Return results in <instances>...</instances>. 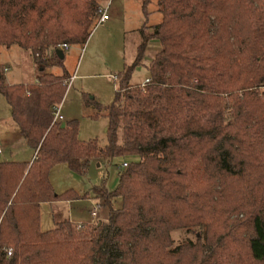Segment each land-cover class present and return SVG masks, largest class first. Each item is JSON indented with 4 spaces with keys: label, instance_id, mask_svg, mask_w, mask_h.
<instances>
[{
    "label": "trees",
    "instance_id": "trees-1",
    "mask_svg": "<svg viewBox=\"0 0 264 264\" xmlns=\"http://www.w3.org/2000/svg\"><path fill=\"white\" fill-rule=\"evenodd\" d=\"M106 2L0 0V49L30 51L38 68L9 86L0 62V95L35 151L0 163V264H264V0H158L113 103L86 101L108 119L100 147L77 121L54 122L69 76L46 70L63 67L59 45L87 42ZM151 42L149 82L131 85ZM92 160L127 162L115 190L92 188L104 216L42 231V204L87 198L56 194L50 171L83 176ZM174 231L194 240L175 245Z\"/></svg>",
    "mask_w": 264,
    "mask_h": 264
},
{
    "label": "rangeland",
    "instance_id": "rangeland-1",
    "mask_svg": "<svg viewBox=\"0 0 264 264\" xmlns=\"http://www.w3.org/2000/svg\"><path fill=\"white\" fill-rule=\"evenodd\" d=\"M143 1L111 0L110 6L115 10L114 13H112V9L108 11L111 21L96 24L84 45H72L68 51L64 52L63 67L52 66L46 70L54 75L67 74L69 76L67 84L73 78L70 85L67 86L61 103L60 115L65 121L75 120L78 122V139L82 142L96 141L100 147L107 144L108 119L105 117V111H97L94 104L86 105V101L91 102L90 99H94L102 108L113 103L118 90L113 78H116L125 65L132 62L136 46L141 41L140 30L144 26H154L161 21V15L157 11L158 0H150L147 7L148 17L144 14ZM104 5L105 3L102 4V7ZM109 25L111 27H108ZM156 50L155 42H151L146 49L145 56L149 57V54ZM0 62L5 68L3 72L7 84L11 82L35 83L38 68L32 52L25 51L18 46L2 47ZM146 78H148V70L143 65L133 72L130 84L142 85ZM1 121L5 125L6 123L17 125L13 119L12 109L2 95H0V123ZM33 154L34 151L23 143L14 150L3 149L0 144V163H30L34 158ZM121 162L113 161L111 164H107L102 160H92L83 176L74 175L64 164L58 165L50 171L49 180L56 194L74 190L81 196L87 195V198L79 200L80 205H74L72 212L69 210L68 214V210H66V216L70 217L72 222L79 225H90L88 223L92 218L89 213L96 206L92 188L104 182L108 191L115 190L119 183V173L124 169L117 168ZM49 210L48 206H43L41 211L42 231L54 228ZM100 213L101 211L98 209L99 219L104 216L103 213ZM97 219L93 220L92 224ZM82 222L86 224H80ZM171 236L175 245L187 238L193 239L192 236H186L185 233L179 231L171 232Z\"/></svg>",
    "mask_w": 264,
    "mask_h": 264
},
{
    "label": "crops",
    "instance_id": "crops-1",
    "mask_svg": "<svg viewBox=\"0 0 264 264\" xmlns=\"http://www.w3.org/2000/svg\"><path fill=\"white\" fill-rule=\"evenodd\" d=\"M110 9H112L111 10L112 13L115 12V10L113 9L112 6H110L109 10ZM107 21H111V17L110 16H109V19ZM108 27H111V26L109 25ZM156 47L158 48L157 44H156ZM146 52H145V54H146ZM155 53H156V51L151 52L149 54V57H146L145 54H144V58H143L142 64L147 67L149 65V63L151 62V60L153 59ZM134 57H135V55H134ZM134 57H133V60H134ZM3 68H4V66H3ZM5 80H6V77H5ZM146 80H147V78L145 79V81ZM35 81H36V79H35ZM6 84H7V81H6ZM19 84H22V83H14V82H11V83H8L7 85L13 86V85H19ZM25 85H30V84H25ZM58 108H59V113H60L61 104L58 105ZM66 122H68V121H65V119L62 117V124L66 123ZM21 143H23L25 146L29 147L28 144H27V141L20 134V131H19L18 126L15 125L14 123H11V124L10 123L9 124L6 123V125H5L1 121V123H0V144L3 146V149L5 148L7 150H14V148H17L18 146H20ZM33 155H34V158H33V160L30 163H32L34 161V159H35V151H34V154ZM94 203H96V202H94ZM76 204L77 205H80L81 203H80L79 200H77V201H68V202L45 203V204H42L41 205V211L43 209V206H48L50 208L49 212L51 214L52 221H53V226L55 228L56 224L59 223V222H62V221H65V220H68V221L72 222L70 220V217H67L66 216V213L65 212H66V210H68V212H67L68 214H69V210H70V212H72V208ZM90 204H92V203L90 202ZM77 213H79V210H77ZM89 216L92 218L91 211L89 213ZM67 218H69V219H67ZM78 222H80V221H78ZM93 222L94 221L92 219L88 224H92ZM72 223L78 224L76 222H72ZM41 224H42V215H41V221H40V228H41ZM80 224H86V223H83L82 222Z\"/></svg>",
    "mask_w": 264,
    "mask_h": 264
},
{
    "label": "built area",
    "instance_id": "built-area-1",
    "mask_svg": "<svg viewBox=\"0 0 264 264\" xmlns=\"http://www.w3.org/2000/svg\"><path fill=\"white\" fill-rule=\"evenodd\" d=\"M111 0H107V2L105 3V5L99 10V16H98V20L96 22V24H101V23H104L106 22L108 19H109V15H108V11H109V8H110V3ZM71 45H68V44H61L57 47V49L61 50L63 53L68 51L70 49ZM73 78H71L67 84V86L70 85L71 83V80ZM115 80V78H113ZM149 80L147 79L143 84L142 86H144L146 83H148ZM53 116H54V122L55 123H61L62 122V116L60 115L59 113V108L58 107H55L54 109V112H53ZM121 167L122 168H126L127 167V162L125 163H122L121 164ZM91 216H92V219L95 221L97 218H98V208L97 206H95L93 208V210L91 211ZM79 225V224H78ZM81 226V225H79ZM9 255H11V252L9 253Z\"/></svg>",
    "mask_w": 264,
    "mask_h": 264
},
{
    "label": "water",
    "instance_id": "water-1",
    "mask_svg": "<svg viewBox=\"0 0 264 264\" xmlns=\"http://www.w3.org/2000/svg\"><path fill=\"white\" fill-rule=\"evenodd\" d=\"M55 54H56V56L60 59V60H63L64 59V54H63V52L61 51V50H59V49H57L56 51H55ZM64 126V124H62V127Z\"/></svg>",
    "mask_w": 264,
    "mask_h": 264
}]
</instances>
